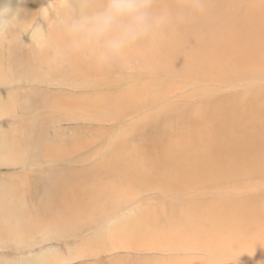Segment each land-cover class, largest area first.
Returning <instances> with one entry per match:
<instances>
[{
  "label": "rangeland",
  "instance_id": "obj_1",
  "mask_svg": "<svg viewBox=\"0 0 264 264\" xmlns=\"http://www.w3.org/2000/svg\"><path fill=\"white\" fill-rule=\"evenodd\" d=\"M155 7L172 14L170 0ZM73 9L76 0H0V19L18 11L25 21L0 33V264L206 263L209 254L177 247L187 234L170 216L207 190L163 187L140 156L161 133L174 138L178 107L194 116L246 85L159 72V54L180 28L104 67L81 57L48 65L32 29L58 37L59 18Z\"/></svg>",
  "mask_w": 264,
  "mask_h": 264
},
{
  "label": "bare ground",
  "instance_id": "obj_2",
  "mask_svg": "<svg viewBox=\"0 0 264 264\" xmlns=\"http://www.w3.org/2000/svg\"><path fill=\"white\" fill-rule=\"evenodd\" d=\"M206 5L193 16V0H170L173 20H187L164 30L181 32L165 42L155 66L167 77L180 73L192 82L229 83L238 76L246 87L232 99L210 100L209 110L194 116L178 107L174 138L161 133L140 157L165 188L173 181L176 189L207 190L203 198L187 197L183 210L170 216L173 227L187 234L179 249L209 254L204 264H264V0ZM158 83L165 91L172 86Z\"/></svg>",
  "mask_w": 264,
  "mask_h": 264
},
{
  "label": "clouds",
  "instance_id": "obj_3",
  "mask_svg": "<svg viewBox=\"0 0 264 264\" xmlns=\"http://www.w3.org/2000/svg\"><path fill=\"white\" fill-rule=\"evenodd\" d=\"M76 4L78 9L59 18L58 37L39 25L32 29V39L45 54L48 65L58 66L81 57L104 67L139 42L187 20L174 21L169 13L155 7V0H103L99 8H92L91 0H76ZM206 7V0H193L192 15L204 13ZM24 22L17 11L10 19H0V33L7 31L10 24Z\"/></svg>",
  "mask_w": 264,
  "mask_h": 264
},
{
  "label": "crops",
  "instance_id": "obj_4",
  "mask_svg": "<svg viewBox=\"0 0 264 264\" xmlns=\"http://www.w3.org/2000/svg\"><path fill=\"white\" fill-rule=\"evenodd\" d=\"M44 254H47V253H44ZM44 256H49V255H44ZM44 258H46V257H44Z\"/></svg>",
  "mask_w": 264,
  "mask_h": 264
}]
</instances>
